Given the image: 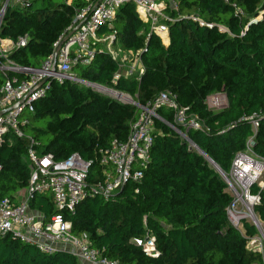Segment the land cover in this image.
I'll return each mask as SVG.
<instances>
[{
    "label": "trees",
    "instance_id": "1",
    "mask_svg": "<svg viewBox=\"0 0 264 264\" xmlns=\"http://www.w3.org/2000/svg\"><path fill=\"white\" fill-rule=\"evenodd\" d=\"M5 0H0V8ZM32 0L25 7H8L0 25L1 39L15 41L27 35L25 48L8 58L19 68L38 69L54 54L55 44L71 25L84 0ZM176 10H166L169 45L164 49L148 24L137 16L134 5L119 9L114 23L101 35L112 34L124 52L139 53L143 74L125 77L121 65L101 50L87 68H73L82 80L131 98L127 103L91 87L65 82L52 85L46 98L35 104L22 127L23 138L0 147V199L28 185V138L41 154L58 161L77 154L93 160L95 151L113 140L125 141L131 125L145 107L162 93L176 96L178 105L195 114L203 128L187 137L224 172L236 153L253 138V152L264 158V0H230L241 14L220 0H176ZM40 4L39 8L34 6ZM223 28L224 31H220ZM117 80H113L115 75ZM19 79L23 76L16 75ZM0 73V85L3 83ZM223 94L227 107L213 113L205 100ZM259 114L253 135L240 118ZM156 120L151 159L144 177L128 185L110 201L99 197L80 203L74 214L64 212L75 238L84 237L92 248L117 264H264L259 253L246 248V238L227 220L231 198L213 167L166 123L171 112ZM181 130V129H180ZM102 180L97 163L89 184ZM259 204L254 214L264 223V188L254 186ZM31 211L45 218L56 213L48 194L36 196ZM246 237L256 235L244 224ZM154 237L158 256L151 258L134 241ZM0 264H83L64 251L47 256L11 236L0 237Z\"/></svg>",
    "mask_w": 264,
    "mask_h": 264
},
{
    "label": "built area",
    "instance_id": "2",
    "mask_svg": "<svg viewBox=\"0 0 264 264\" xmlns=\"http://www.w3.org/2000/svg\"><path fill=\"white\" fill-rule=\"evenodd\" d=\"M31 1L5 0L0 8V25L8 7H25ZM84 1L86 6L75 14L71 25L55 44L56 47L74 27L81 24L60 47L55 68L53 55L38 69L19 68L8 56L12 51L26 47L27 35L19 36L15 41L0 37V73L4 78L0 85V112L17 106L0 116V147L11 144L13 139L23 138L22 127L27 124L26 117L34 113L35 104L46 98L52 85L60 86L68 82L79 87H91L109 95L114 94L112 96L130 103L131 101L121 98L125 95L123 93L80 79L73 72V68H87L92 64L97 46L102 45L106 39V35H101L100 31L105 27L112 28L111 24L119 9L125 5H134L138 18L148 24L151 33L166 39L172 20L165 12L177 9L176 0H101L98 4V0ZM220 1L234 8L235 14H241L230 0ZM69 3L70 1L66 2ZM219 30L224 31L223 28ZM138 61L140 63V59ZM131 73L132 71H128L124 76L129 78ZM139 73L143 74V67L139 69ZM16 75L23 78L19 79ZM118 77L116 74L113 80ZM205 104L209 111L220 112L227 107V99L223 94L212 95L206 98ZM162 110L172 114L173 125L166 124L187 142L190 149L197 152L198 147L190 140L187 141L185 136L188 132L200 131L203 122L195 114L179 106L176 96L169 92L160 94L143 109L131 125L125 141L113 140L109 146L97 149L93 160H85L72 154L58 161L52 154L39 153V144L28 138L26 157L30 169L26 193L17 202L9 198L0 199V237L16 238L22 244L34 247L47 256L64 251L83 264H117L109 260L103 250L92 248L84 237H73L70 224L64 219L63 213L74 214L75 208L89 198L99 197L106 202L110 201L128 185L136 186L134 193H138L137 186L141 184L144 170L151 159L155 121H163L158 114ZM239 123L247 124L250 131L256 133L260 126L259 114L244 116ZM252 142L253 139H248L244 150L235 154L229 171H221V178L231 198V204L226 211L230 226L240 232L241 219L252 218L251 226L256 235L246 237L245 233L246 248L262 257L264 223L254 214L259 197L252 193V188H264L259 183L264 172V158L253 152ZM94 163L101 168L102 180L89 184L88 175ZM1 171L0 166V173ZM45 193L51 197L56 211L50 218L36 214L30 208L31 201ZM237 207L246 208L245 213L241 214L243 216H239V210L235 209ZM134 243L142 248L146 256H158L152 235L147 234L144 239H136Z\"/></svg>",
    "mask_w": 264,
    "mask_h": 264
},
{
    "label": "rangeland",
    "instance_id": "3",
    "mask_svg": "<svg viewBox=\"0 0 264 264\" xmlns=\"http://www.w3.org/2000/svg\"><path fill=\"white\" fill-rule=\"evenodd\" d=\"M39 7H40V4H37V5L34 6V9L39 8ZM114 21L111 24L112 28L113 29L114 28H119V24L118 23H114ZM113 29L111 31V34L106 35V39L103 42V44L101 45L102 48H103V50L106 53H108L112 58H114L116 61L119 62V64L121 65L122 73L124 75L128 71H132L130 77L139 78L141 76L140 73H139V69L142 68V65L138 61L140 59L139 53L124 52V51H122L121 48H120L119 42L115 38L114 39H111V37L114 36L112 34ZM154 36H156L159 39L160 45L164 49H166L168 47V45H169L168 39L159 37V36H157L155 34H154ZM124 59H126V60L123 61ZM112 95H114V94H112ZM213 95L216 96L218 94H213ZM121 98L122 99H127L129 102L131 101V98L128 97V96H126V95H123ZM212 112L213 113H216L215 111H212ZM252 134L254 135L255 133L253 132ZM253 138H254V136L249 137V139H253ZM247 141H248V139L245 141V144H246ZM22 162L26 165V167H28V168L30 167L29 162L27 160V157H22ZM222 172H224V171H222ZM219 177L221 178L220 175H219ZM259 183H260V185H264V172H263V174H262V176L260 178ZM235 209L236 210H239L238 211L239 216H243L241 214H244L245 211H246V208H244V207H237ZM230 210H232V209H230ZM227 220H228V217H227ZM228 223L230 225L229 220H228ZM245 223L246 224H249V225H252V221L249 218H242L241 219V226L239 227V230H240V234L242 236H245V229L243 228ZM262 257H263V260H264V252H263Z\"/></svg>",
    "mask_w": 264,
    "mask_h": 264
},
{
    "label": "water",
    "instance_id": "4",
    "mask_svg": "<svg viewBox=\"0 0 264 264\" xmlns=\"http://www.w3.org/2000/svg\"><path fill=\"white\" fill-rule=\"evenodd\" d=\"M101 0H98L97 4L100 2ZM96 4V6H97ZM81 26V24H78L76 27H74L59 43L58 45L56 46L55 48V51H54V54H53V68H55V65H56V58H57V54H58V51L60 49V47L62 46V44L64 42H66L77 30L78 28ZM17 106L15 107H12L11 109H8V110H5V111H2L0 112V116L5 114L6 112L16 108ZM186 140L189 141L188 137L185 136ZM197 153H199L201 156H203L205 158V160L213 167V169L221 176L222 172L221 170L219 169V167L205 154L203 153L201 150L198 149Z\"/></svg>",
    "mask_w": 264,
    "mask_h": 264
},
{
    "label": "crops",
    "instance_id": "5",
    "mask_svg": "<svg viewBox=\"0 0 264 264\" xmlns=\"http://www.w3.org/2000/svg\"><path fill=\"white\" fill-rule=\"evenodd\" d=\"M168 42H169V39H168ZM103 50V48H102ZM104 51V50H103ZM105 52V51H104ZM118 62V61H117ZM26 188L27 186L24 188V189H21L19 190L15 195H14V201H19L20 199H22L26 193Z\"/></svg>",
    "mask_w": 264,
    "mask_h": 264
},
{
    "label": "bare ground",
    "instance_id": "6",
    "mask_svg": "<svg viewBox=\"0 0 264 264\" xmlns=\"http://www.w3.org/2000/svg\"><path fill=\"white\" fill-rule=\"evenodd\" d=\"M249 219H251V220H252V218H250V217H249Z\"/></svg>",
    "mask_w": 264,
    "mask_h": 264
}]
</instances>
